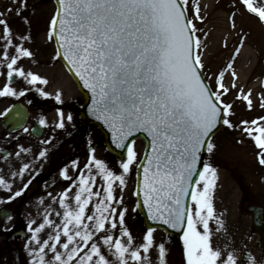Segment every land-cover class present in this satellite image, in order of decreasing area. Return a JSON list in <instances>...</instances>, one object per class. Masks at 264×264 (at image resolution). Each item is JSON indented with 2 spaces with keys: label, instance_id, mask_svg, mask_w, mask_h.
Instances as JSON below:
<instances>
[{
  "label": "snow or ice",
  "instance_id": "obj_1",
  "mask_svg": "<svg viewBox=\"0 0 264 264\" xmlns=\"http://www.w3.org/2000/svg\"><path fill=\"white\" fill-rule=\"evenodd\" d=\"M16 2L18 8L6 11H17L30 24L20 10H27V0ZM239 3L264 22V0ZM188 6L189 0H59L48 38L57 37V56L67 60L90 90L92 114L111 130L116 147L124 155L119 162L120 172L98 158L95 147L90 148L83 170L78 159L71 161L78 170L75 180L67 166L62 169L63 178L72 183L57 201L63 209L55 212L60 221L45 212L38 226L33 227L35 220L27 225L33 233L27 241L35 257L32 264H151L153 248L157 249L158 264H166V243L156 241L154 228L146 229L141 243L134 242L126 222L128 210L121 207L123 196L116 194L117 188L122 192L126 187V177L137 162L135 140L129 138L138 132L150 137L136 174L151 219L171 229H184L186 264H239L236 250L225 252L213 245L211 222L217 221L216 230L223 228L214 205L217 169L210 163L200 167L201 152L214 151L213 137L218 126L237 127L230 119L234 115L233 103L227 99L233 89H237L235 98L243 99L249 110L254 102L251 91L238 89L235 82L226 85L223 71L215 82L211 81L199 51V29ZM194 11L195 17L202 20L199 6ZM232 26L235 27L234 13ZM0 27L4 40L0 69H6L8 81L0 87V96L25 94L11 86L17 76L30 85H47V78L20 66L21 59L33 57V52L24 43L16 42L18 34L13 33L4 11H0ZM19 39L27 41L29 37ZM226 67L235 81L233 63ZM37 91L45 98L52 95L42 87ZM54 99L63 103V94H56ZM260 106L264 107V95ZM10 112L11 108L6 109L0 116L7 117ZM58 117L56 126L60 129L74 119L62 109ZM39 123L44 125L46 120ZM239 124L260 149L258 159L264 165V117L240 120ZM39 157L47 158L48 150L40 151ZM29 169L30 165L24 163V172ZM35 174L23 180L17 190L0 177V186L11 193L7 200L22 196ZM15 175L23 179L21 173ZM97 177L102 178L99 187ZM72 188L78 190L73 192ZM42 233L47 239L42 238ZM249 260L257 264L254 257Z\"/></svg>",
  "mask_w": 264,
  "mask_h": 264
},
{
  "label": "rangeland",
  "instance_id": "obj_2",
  "mask_svg": "<svg viewBox=\"0 0 264 264\" xmlns=\"http://www.w3.org/2000/svg\"><path fill=\"white\" fill-rule=\"evenodd\" d=\"M27 3V10H20L24 16L29 18L30 24L26 23L22 16L17 14V11L13 10L10 13L6 11L9 7L13 9L19 7L16 0H0V11L6 13V19L11 25L13 33L18 34L16 42L24 43L33 52V57L21 59L20 66L26 72H32L42 77L49 75V70L55 71V75L59 79L63 75L68 78V73L57 56L53 36L52 39L48 38L50 21L57 12L55 2L53 0H27ZM196 6L200 8L199 16L203 18L202 20L195 17L194 9ZM187 10L199 29L196 33L200 36L202 43L199 51L203 63L209 70L207 74L211 77V81L215 82L218 79L219 72L223 71L225 72V84L230 86L235 82L238 89H243L245 92L251 91L254 102V107L249 110L243 99L235 98L234 93L237 89L232 90L227 99L233 103L234 115L230 119L237 124V127L233 129L223 126L221 131L213 138L214 151L211 154L206 152L204 164L210 163L217 169L214 205L216 213L223 221V228L220 230H216V220L211 222L214 229L212 242L215 247H220L232 241L236 244L238 250L240 247V250H242L244 244L247 243L251 249H256L255 245L259 243L260 237L254 233L252 217L247 212L244 198L251 197L252 203L264 207V165L260 164L258 159L260 149L254 140L246 132L242 131L243 126L239 122L240 120L250 121L257 117H264V107L260 106L261 96L264 95V22L244 10V6L239 3V0H189ZM233 13L235 14V27L232 26ZM19 36H27L29 39L20 41ZM242 40L243 43L241 45ZM3 45L4 40L1 37L0 48ZM238 48L239 51L237 52ZM230 62L233 63L234 70L237 73L235 81H233L231 76V70H227L226 67ZM0 72L4 73L0 74L2 87L8 81L6 80V69H0ZM11 86L18 91H24L25 94L22 96H2V99H0L1 112L8 109L12 103L27 102L34 106L35 116L36 114L39 117L47 114L44 118L46 120L44 125L47 128L45 137L36 143L19 141L17 148H13L14 151L8 157V160L1 163L0 177L7 180L13 190H17L22 187L23 180H27L30 174L37 173L40 168V164L44 159L39 157V152L45 149L46 143L44 141H49L56 137L59 109L52 111L49 108V101H53V99H23L25 96L42 95L37 91V87H42L52 94L53 91L51 89L46 88L45 85H40L39 82L37 85H30L23 78L17 76L16 83ZM79 102H84V99H72L60 109L65 112V115L71 114L73 118H77L76 105ZM51 112L54 113L51 114ZM69 125L68 123L67 126ZM85 130L89 134L85 137V140H90L92 142L91 145L94 144L95 155L98 158H103L114 171L120 172V159L106 149L102 143L104 136L99 129L92 125L85 128ZM21 136L23 135L21 134L17 137ZM7 138L11 139V136ZM10 139L3 138V150ZM134 148L137 152V162L132 166V173L126 177V187L123 188L122 192L117 188L116 194L118 197L121 194L123 196V205L121 207L128 210L126 222L133 233L134 242L139 244L147 228L144 226L135 193L137 185L136 169L142 160L145 142L143 140L135 141ZM18 152L20 154L16 155ZM78 156L80 157L78 162L81 161L79 165L81 170H83V166L89 158V151L79 153ZM67 159L68 157L63 158L61 154L53 158V161L49 164V169L45 172V176L44 174L41 176L44 178L43 185L34 186L30 194L25 191L22 196L8 201L7 197L11 193L8 189L0 186V208L14 207L17 203H20L23 208H19V206L17 212L25 216L27 222L35 220L36 224L33 227L43 222L45 212H49L51 218L59 222L61 218L57 217L55 212L63 209L57 201L61 198V193L72 183L63 178L62 169L67 166L69 174L73 176L74 180L78 172L77 168ZM83 161H86V163ZM24 163L30 165L27 173L23 170ZM17 172L22 174L23 179H21V176L15 175ZM34 176L32 175V178ZM101 183L102 178L97 177V187ZM30 187L31 184L28 189ZM77 190L72 188L73 192ZM11 222V220L0 221V229L7 228ZM47 231H51V229H46L45 232ZM41 236L43 239H47V236L43 233ZM154 236L158 243L161 241L166 242V234L163 231L155 230ZM183 245L182 237L181 246ZM167 249L173 251L171 245ZM255 254L259 255L257 249ZM31 255L34 257L32 253ZM50 255L51 253H49ZM150 255L151 264H158L156 248L151 250ZM169 255H166V262L170 257ZM170 259L171 261L169 262L176 263L172 258Z\"/></svg>",
  "mask_w": 264,
  "mask_h": 264
},
{
  "label": "flooded vegetation",
  "instance_id": "obj_3",
  "mask_svg": "<svg viewBox=\"0 0 264 264\" xmlns=\"http://www.w3.org/2000/svg\"><path fill=\"white\" fill-rule=\"evenodd\" d=\"M12 28V27H11ZM13 30V29H12ZM3 32V28L0 27V33ZM1 38V37H0ZM1 87V83H0ZM2 99V96H0ZM23 99H54V97L45 98L42 95H34V96H25ZM1 105V102H0ZM29 109L31 110V116L29 118V122L27 125L28 131L20 132L23 136L17 137L21 135L20 133L17 134H8L3 136V129H2V116H0V166L3 161L8 159L3 158V149H2V142L3 138H7L11 136L8 144L4 148L5 154L9 156L13 153L14 149L17 148L19 141H29V143H36L40 139H43L46 135L47 128H42L41 137L37 138L33 135L32 129L35 127L37 123L41 119H44L46 115L36 116L34 115L33 107L30 104H27ZM52 109L60 107L57 101H49L48 104ZM0 113L1 107H0ZM39 118V120H37ZM89 134L82 128V125L78 121H70V126L65 127L64 129L57 130L55 136L50 139V143L45 144V149L48 150V157L44 158L41 162V166L38 169L37 173L35 174L34 178H32L31 187L27 189L28 193H32L33 187L42 186L44 183V178H42V174L45 176V172L49 169V164L53 161V158L58 157L60 154L63 158L68 157V161H73L74 159H79V153L84 151H89L90 148L94 147V144L91 145L90 140H85L86 136ZM59 154V155H58ZM71 154V155H70ZM42 178V179H41ZM252 204V198L250 201L246 202V205L249 206ZM20 206V207H19ZM23 208V205L17 203L16 206L12 207L9 206L7 210L11 211L13 217L11 218V224L4 229H0V264H32V257L31 252L27 247V241L33 235V233L28 231L27 225L31 222H27L25 216L17 212V208ZM34 226V225H33ZM229 236V234H228ZM167 239V243L169 242L173 247V260L176 262H169L167 264H186V248L185 246H181V240H178L175 237H169ZM250 245L245 243L244 248L242 250L241 247L238 250L236 244L234 242L229 241L227 245H223L217 248L223 249L224 251H232L236 250L239 253V264H253L252 261L249 260V257H254L257 264L260 261H264V252L259 251L258 245L256 249L259 255L255 254L256 249H251ZM254 246V247H255ZM184 248V249H183ZM226 248V249H225ZM183 249V250H182ZM185 257V259H184Z\"/></svg>",
  "mask_w": 264,
  "mask_h": 264
},
{
  "label": "water",
  "instance_id": "obj_4",
  "mask_svg": "<svg viewBox=\"0 0 264 264\" xmlns=\"http://www.w3.org/2000/svg\"><path fill=\"white\" fill-rule=\"evenodd\" d=\"M55 2H56L58 9H59V0H55ZM55 39L57 42L58 49L60 51V45L58 43V39L56 36H55ZM61 59L64 62V64L66 65V67L68 68V70L70 71V73L72 74L73 78L75 79L80 91L82 92V94L86 98L85 105L83 106V108L81 110V117H82L83 121L87 124H96L100 128L101 132L106 136L105 144H106L107 148L112 153H114L116 156H118L121 159L122 156L124 155V153L121 149L116 147L115 142L112 139L111 130L107 127V125H105L103 123V121L97 120L95 118V116L92 114V111H91L92 95H91L90 90L87 89L86 87H84L83 81L78 76H76L74 74V70H72L70 68V66L67 63V60L63 56H61ZM11 109H12V112H10L7 117H5V116L3 117L2 124L6 130H8L10 132H15V131L20 130L24 127V125L28 119L29 112L27 111V109L22 104H19V103L15 104L13 107H11ZM17 113H19V115H17ZM220 128H221V126H218V130L215 132V134L220 130ZM37 134H39V133H37ZM139 138L144 139L147 143V148L145 151V155H146V152L148 151V145H149L150 137H148L147 134L144 132H138V133H135L129 139L130 140H137ZM145 155H144V158H145ZM205 155H206V151L202 150V152H201V165H200L201 168L204 164ZM137 191L140 192V195L137 196L139 209H140L141 214L144 217L145 225L148 228L149 227H152L154 229L160 228V229H163L168 234L177 235L179 237L183 235L184 229H171L169 226L163 225L161 222L153 221L150 217L149 210H148L147 206L143 203V191H142V189L139 188L138 182H137L136 192ZM248 211H249V213H251L253 215V228L262 237V241H261L259 247H260V249L264 250V209L261 207L252 206L249 208Z\"/></svg>",
  "mask_w": 264,
  "mask_h": 264
},
{
  "label": "bare ground",
  "instance_id": "obj_5",
  "mask_svg": "<svg viewBox=\"0 0 264 264\" xmlns=\"http://www.w3.org/2000/svg\"><path fill=\"white\" fill-rule=\"evenodd\" d=\"M48 72H49V75H47L45 78L48 79L49 83L47 84L48 87L46 85H45V87L49 88L53 91L52 95L50 97H54L58 93L63 94V103L57 102L58 105L60 106V108L61 107L63 108V106H65V104H67L68 101L70 102V100H72V99H82L83 98L82 92L79 90L77 83L74 82V80L72 79V76L70 75V73L68 71H67V73H68L69 77L66 78L65 75H63L60 77V79L58 76L55 75V71H49L48 70ZM66 100H68V101H66ZM52 113H54V112H51V114ZM69 122L70 121H68L66 123V125ZM56 129L61 130L59 127H57ZM138 140H141V139H137L136 141H138ZM78 161H79V159H78ZM83 162L86 163V161H83Z\"/></svg>",
  "mask_w": 264,
  "mask_h": 264
}]
</instances>
